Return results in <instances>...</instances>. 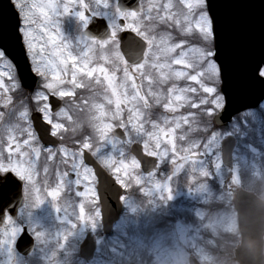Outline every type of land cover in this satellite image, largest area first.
Listing matches in <instances>:
<instances>
[{"label": "snow or ice", "instance_id": "snow-or-ice-1", "mask_svg": "<svg viewBox=\"0 0 264 264\" xmlns=\"http://www.w3.org/2000/svg\"><path fill=\"white\" fill-rule=\"evenodd\" d=\"M7 7L36 81L24 95L22 78L0 48V67L8 69L0 71V121L6 114L16 117L3 125L0 189L14 185L29 202H53L69 226L56 239L59 247L80 224L95 227L102 216L97 168L124 190L135 186L169 199L173 177L157 179L161 162L174 174L189 172L192 181L209 177L215 133L205 134L204 125L226 103L227 82L212 0H7ZM97 23L102 31H93ZM66 30L75 31L74 40ZM247 72L252 83L264 86V45ZM32 102L52 140L47 146L34 128ZM76 112H86V130ZM70 133L71 147L64 142ZM2 201L0 253L20 264L16 257L29 235L40 240L47 233L21 211L23 200L19 206Z\"/></svg>", "mask_w": 264, "mask_h": 264}, {"label": "rangeland", "instance_id": "rangeland-1", "mask_svg": "<svg viewBox=\"0 0 264 264\" xmlns=\"http://www.w3.org/2000/svg\"><path fill=\"white\" fill-rule=\"evenodd\" d=\"M162 30L161 25L158 31ZM7 70L0 67V71ZM239 115L224 127L215 126L213 117L205 122V134L209 130L215 133L211 139L216 156L211 161L213 168L209 177L197 175L192 181L189 172L174 174L170 164L161 162L157 179L166 182L168 176L173 177L171 198L159 191L145 194L135 186L126 190L125 199H122L123 212L109 235L100 234L98 217L95 227L82 223L83 226L70 232L61 248L56 239L68 230L64 222L67 217L56 215L57 206L53 202H29L25 194V207L21 211L32 218L33 227L39 225V230L47 233V238L35 239L33 251L27 256L19 253L16 259L20 264H188L189 256L196 255L203 264H221L214 257L217 253L216 258L229 260L223 252L233 246L238 230L233 192L240 187L248 188L264 200V102ZM86 119L87 115L82 130L87 129ZM9 121H16V117L6 114L4 121H0V139H6L3 125ZM228 134L237 138L232 168L224 166L221 159V141ZM42 160L45 161L44 157ZM217 160L219 168L215 167ZM204 169L208 170V162ZM225 183L229 187L227 192L223 190ZM88 231L96 234L97 242L91 261L75 256ZM1 255L4 260L0 259V264H16L15 259L8 260L6 252Z\"/></svg>", "mask_w": 264, "mask_h": 264}, {"label": "water", "instance_id": "water-1", "mask_svg": "<svg viewBox=\"0 0 264 264\" xmlns=\"http://www.w3.org/2000/svg\"><path fill=\"white\" fill-rule=\"evenodd\" d=\"M212 2L221 27V50L227 67V82L223 86L226 104L215 116V122L224 124L231 120L234 114L257 106L263 99L259 96L264 91V86L250 81L247 67L252 59L259 57L261 46L264 45V10H262L264 0H212ZM102 30L99 23L93 29V31ZM21 43L22 41L18 39L15 31V19L7 7V0H0V47L7 50L8 56L18 66L23 84L28 87L34 83V74L30 70L29 61L25 57ZM130 44L134 48L139 47L131 41ZM138 58V56L130 57L133 60ZM41 137L45 142H50L48 132H41ZM234 145L235 138L233 136H228L222 141L223 158L227 164L231 163ZM133 149H135V145ZM143 167L144 161L142 160ZM97 174L100 178L99 192L104 230L110 232L113 223L119 218L122 211L120 200L122 188L115 186L114 178L107 171L97 168ZM10 188H15V186H10ZM2 198H8L19 206L18 199L15 200L16 196L6 194L0 189V208H3L5 203ZM234 203L239 213L240 228L245 242L248 243L252 240L250 248L257 245L261 247L264 234V202L254 194L240 189L234 196ZM0 221H2V217H0ZM33 246L34 239L29 235L21 253L29 254ZM94 250L95 242L87 238L81 245L80 254L89 259L93 256ZM236 253L240 260L239 250ZM248 258H246V263L243 262L244 264H250V259H253V257ZM191 264L200 263L195 257H192Z\"/></svg>", "mask_w": 264, "mask_h": 264}, {"label": "flooded vegetation", "instance_id": "flooded-vegetation-1", "mask_svg": "<svg viewBox=\"0 0 264 264\" xmlns=\"http://www.w3.org/2000/svg\"><path fill=\"white\" fill-rule=\"evenodd\" d=\"M66 33H67V34H66ZM74 34H75V33H73V31H71V33H69L67 30L65 31V35H66L69 39L74 40V39H75ZM34 88H35V87H34ZM34 88H33V89H34ZM24 95H27V90H26V89H25V93H24ZM17 96H18V99H22V98H23V97L20 96L19 94H17ZM29 106H30L31 109H32V119H33V124H34V128H35V130H36L37 136L40 138V143H41V144H44V146H47V145H48L49 143H51V142H49V143H48V142H44V141L42 140V138H41L39 127H40L42 130H44V131H46V129H45V127L43 126V123L40 122L39 113L36 111V108H35V104H34V102L30 103ZM75 115H76V118H77L80 122H82L83 127H84V118H85V115H87L86 112H76ZM37 125H39V127H38ZM81 130H82V129H81ZM71 140H72V137H71V133H70L69 135L66 136L64 142H65V144H66L67 146L71 147V146H72ZM42 159H43V155L41 156V159L39 160V165H40L41 167H42V166L44 165V163L46 162V161H44V160H42ZM95 188H96V183H95ZM81 190H82V188H81ZM70 195L75 196V192L70 193ZM61 216H62V215H61ZM89 224H91V223H87V224H85V225H89ZM67 225H68V224H67ZM81 226H83V225H82V224L79 225V227H81ZM242 242H243V240H242V238H240L239 242H237V243H238L237 246H242ZM233 250H234V248H233ZM223 253H224V254H227V255L229 256V260H228V259L216 258V255L214 256L215 259L218 260V261H220L221 264H241V263H239V262L236 261L234 255H233V258H232V256L230 255V253H229L228 250H227L226 252H223ZM216 254H217V253H216ZM247 255H250V257H253V261H254L253 264H257L258 262H259L258 264H262V261H263V259H264V243H263L262 249H260V248H255V247H254V248L250 249V251L247 252ZM256 260H257L258 262H257ZM207 264H212V263H209V262H208ZM216 264H217V262H216ZM250 264H251V263H250Z\"/></svg>", "mask_w": 264, "mask_h": 264}, {"label": "trees", "instance_id": "trees-1", "mask_svg": "<svg viewBox=\"0 0 264 264\" xmlns=\"http://www.w3.org/2000/svg\"><path fill=\"white\" fill-rule=\"evenodd\" d=\"M0 259H2V255H1V253H0Z\"/></svg>", "mask_w": 264, "mask_h": 264}, {"label": "clouds", "instance_id": "clouds-1", "mask_svg": "<svg viewBox=\"0 0 264 264\" xmlns=\"http://www.w3.org/2000/svg\"><path fill=\"white\" fill-rule=\"evenodd\" d=\"M254 247V246H253Z\"/></svg>", "mask_w": 264, "mask_h": 264}]
</instances>
